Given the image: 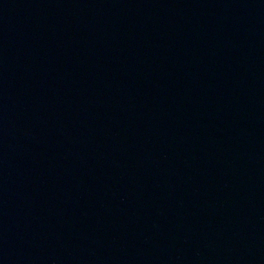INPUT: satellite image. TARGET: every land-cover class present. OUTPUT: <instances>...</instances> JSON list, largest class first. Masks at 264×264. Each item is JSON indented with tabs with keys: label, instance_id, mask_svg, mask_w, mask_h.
I'll return each instance as SVG.
<instances>
[{
	"label": "water",
	"instance_id": "obj_1",
	"mask_svg": "<svg viewBox=\"0 0 264 264\" xmlns=\"http://www.w3.org/2000/svg\"><path fill=\"white\" fill-rule=\"evenodd\" d=\"M0 264H264V0H0Z\"/></svg>",
	"mask_w": 264,
	"mask_h": 264
}]
</instances>
